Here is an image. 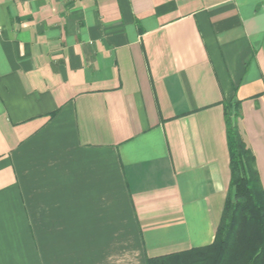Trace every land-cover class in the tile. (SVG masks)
I'll return each instance as SVG.
<instances>
[{
    "label": "crops",
    "instance_id": "obj_1",
    "mask_svg": "<svg viewBox=\"0 0 264 264\" xmlns=\"http://www.w3.org/2000/svg\"><path fill=\"white\" fill-rule=\"evenodd\" d=\"M233 100L264 187V0H0V264L211 243Z\"/></svg>",
    "mask_w": 264,
    "mask_h": 264
},
{
    "label": "trees",
    "instance_id": "obj_2",
    "mask_svg": "<svg viewBox=\"0 0 264 264\" xmlns=\"http://www.w3.org/2000/svg\"><path fill=\"white\" fill-rule=\"evenodd\" d=\"M237 105H223L230 179L212 242L150 257L147 264H264V187L238 126Z\"/></svg>",
    "mask_w": 264,
    "mask_h": 264
}]
</instances>
